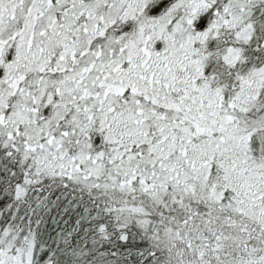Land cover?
Segmentation results:
<instances>
[{
	"label": "rangeland",
	"instance_id": "374dc122",
	"mask_svg": "<svg viewBox=\"0 0 264 264\" xmlns=\"http://www.w3.org/2000/svg\"><path fill=\"white\" fill-rule=\"evenodd\" d=\"M0 174L15 200L46 178L132 196L114 222L185 262L236 251L264 228V0H0ZM15 242L0 264H34Z\"/></svg>",
	"mask_w": 264,
	"mask_h": 264
},
{
	"label": "trees",
	"instance_id": "16d2710c",
	"mask_svg": "<svg viewBox=\"0 0 264 264\" xmlns=\"http://www.w3.org/2000/svg\"><path fill=\"white\" fill-rule=\"evenodd\" d=\"M260 34L256 29L245 46L242 63L261 58L257 47ZM216 60L215 74H226L227 67ZM208 68L206 74L211 72ZM12 180L11 175L0 174V228L20 241L16 244H32L34 264H192L185 260L197 255L182 242L164 243L146 236L135 223L118 226L108 210L132 196L123 198L87 190L62 178H46L33 182L25 197L15 200ZM150 209L163 219L158 209ZM247 221L246 241L239 243L236 251L224 242L216 256L207 258L210 262L255 263L264 255V228Z\"/></svg>",
	"mask_w": 264,
	"mask_h": 264
}]
</instances>
